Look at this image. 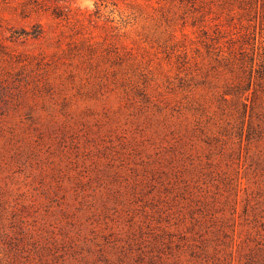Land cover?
I'll use <instances>...</instances> for the list:
<instances>
[{
    "label": "rangeland",
    "instance_id": "1",
    "mask_svg": "<svg viewBox=\"0 0 264 264\" xmlns=\"http://www.w3.org/2000/svg\"><path fill=\"white\" fill-rule=\"evenodd\" d=\"M22 1L0 0V264H264L259 4Z\"/></svg>",
    "mask_w": 264,
    "mask_h": 264
},
{
    "label": "trees",
    "instance_id": "2",
    "mask_svg": "<svg viewBox=\"0 0 264 264\" xmlns=\"http://www.w3.org/2000/svg\"><path fill=\"white\" fill-rule=\"evenodd\" d=\"M5 1V0H1ZM182 3H191L194 5L195 2L198 1L199 5L208 4L209 7L211 5H216L218 8L226 9L229 13L230 17L233 16V12H237L241 14V16L248 17L250 15L254 16L252 10L255 8V4H259L260 9V19H264V0H178ZM21 14H24V6L32 5L33 8H41L42 6L47 7L45 0H23L22 2ZM254 12V11H253ZM51 13L57 17L59 14L53 9ZM38 33H33V36H37Z\"/></svg>",
    "mask_w": 264,
    "mask_h": 264
}]
</instances>
